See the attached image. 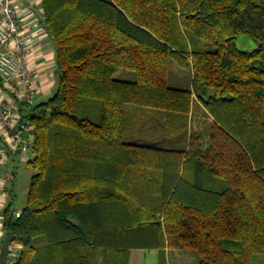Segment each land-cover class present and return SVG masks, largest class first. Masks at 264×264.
Segmentation results:
<instances>
[{
	"label": "trees",
	"instance_id": "16d2710c",
	"mask_svg": "<svg viewBox=\"0 0 264 264\" xmlns=\"http://www.w3.org/2000/svg\"><path fill=\"white\" fill-rule=\"evenodd\" d=\"M40 12L56 87L19 111L33 175L19 215L1 213L11 264L264 255V0H40ZM170 62L190 69L189 88L169 85ZM149 114H164L163 140L127 141Z\"/></svg>",
	"mask_w": 264,
	"mask_h": 264
},
{
	"label": "built area",
	"instance_id": "2783aa9c",
	"mask_svg": "<svg viewBox=\"0 0 264 264\" xmlns=\"http://www.w3.org/2000/svg\"><path fill=\"white\" fill-rule=\"evenodd\" d=\"M16 16L14 0H0V82L13 96L20 99L22 104L30 106L36 94L27 67L32 50L28 47L26 38L22 36V26ZM0 127L6 131V143L9 148L18 149L22 155H27L33 142L32 127L26 119H22L15 106L2 100H0ZM5 160L6 151L0 148V166ZM1 181L0 173V194L3 195ZM2 236L0 229V240ZM17 253L18 247L11 244L8 264L15 260Z\"/></svg>",
	"mask_w": 264,
	"mask_h": 264
},
{
	"label": "rangeland",
	"instance_id": "374dc122",
	"mask_svg": "<svg viewBox=\"0 0 264 264\" xmlns=\"http://www.w3.org/2000/svg\"><path fill=\"white\" fill-rule=\"evenodd\" d=\"M238 48L242 51L252 50L256 47L254 42L249 38L239 35L237 37ZM32 56V54H31ZM30 56V57H31ZM129 78V77H128ZM191 81L190 69H183L178 67L175 63H169V85L180 88H189ZM133 107L129 105L126 109ZM145 112L149 110H144ZM193 115L203 117V113L200 109L194 107ZM164 114H149L145 116L143 120L139 119L137 123L140 126H134L131 134V138H127V141L133 143H143L142 139L147 143H157L163 140L165 136L164 128ZM141 120V122H140ZM141 137V138H140ZM169 142V141H167ZM167 148H171V145L165 143ZM31 158V154L28 156L20 153H9L7 158V165L2 171L5 178V170L12 175V181L7 182V189L9 192V201L11 209L14 211H20L27 202V194L30 185L31 176L33 175L32 169L28 166L27 162ZM130 264H157V252L156 251H139L135 250L131 253ZM168 264H198V260L195 255L190 251L183 250H171L168 255ZM252 264H264V255H257Z\"/></svg>",
	"mask_w": 264,
	"mask_h": 264
},
{
	"label": "crops",
	"instance_id": "0c3cea01",
	"mask_svg": "<svg viewBox=\"0 0 264 264\" xmlns=\"http://www.w3.org/2000/svg\"><path fill=\"white\" fill-rule=\"evenodd\" d=\"M14 7L17 12L16 17L22 26V36L26 38L27 45L32 50V56L28 59L27 67L31 73L33 88L36 90V94L33 98V105H36L47 101L55 91L56 77L54 48L41 24L42 16L40 12V0H14ZM0 100L9 102L19 111L24 109L20 99L6 90L1 82ZM6 136V131L0 127V148L5 149L6 151V160L4 161V164L0 166L2 178L1 186L4 190V194H0V216L2 211L10 204L7 182L12 181L13 178L11 174L6 172V170L4 178L2 171H4L7 165L6 161L9 153H20L18 149L14 150L9 148L6 143ZM26 156H28V154ZM20 211H17L16 214H19ZM0 229L3 233L0 240L1 245L6 236L2 227V220H0Z\"/></svg>",
	"mask_w": 264,
	"mask_h": 264
},
{
	"label": "water",
	"instance_id": "95a60500",
	"mask_svg": "<svg viewBox=\"0 0 264 264\" xmlns=\"http://www.w3.org/2000/svg\"><path fill=\"white\" fill-rule=\"evenodd\" d=\"M13 234L7 233L0 245V264H8V255L10 253V245L12 244Z\"/></svg>",
	"mask_w": 264,
	"mask_h": 264
}]
</instances>
